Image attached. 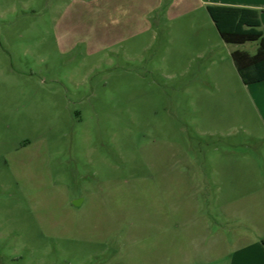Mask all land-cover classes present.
<instances>
[{"label":"rangeland","instance_id":"1","mask_svg":"<svg viewBox=\"0 0 264 264\" xmlns=\"http://www.w3.org/2000/svg\"><path fill=\"white\" fill-rule=\"evenodd\" d=\"M58 5L0 0V264H160L165 258L166 249L147 241L130 247L115 235L105 244L65 236L54 186L81 200L105 180L147 175L181 218L180 229L190 232L207 217L214 229H235L225 220V184L235 187L233 202L264 204V92L229 70L221 43L205 48L215 27L206 9L183 16L200 28L182 29L181 38L172 23L118 55L115 48L63 50L53 26ZM212 58L208 75L203 65ZM19 151L27 161L21 173L12 161ZM26 181L38 195L34 201ZM119 192L117 203L126 208L132 197ZM138 192L150 197L146 189Z\"/></svg>","mask_w":264,"mask_h":264},{"label":"crops","instance_id":"2","mask_svg":"<svg viewBox=\"0 0 264 264\" xmlns=\"http://www.w3.org/2000/svg\"><path fill=\"white\" fill-rule=\"evenodd\" d=\"M53 1L60 4L55 11L57 15L53 19V26L58 45L63 50L82 46L88 53H93L115 48L113 52L119 55L122 47V52L125 54L126 46L128 47L136 39L144 35H149L150 40L156 39L157 30H168L172 23L178 37L181 38L185 34L181 33L182 29L200 28L199 24L192 20L183 23L181 21L183 16L193 14L200 8L207 11L209 4L258 9L259 28L262 30L264 39V0ZM215 28L216 26L213 32L211 31L213 41L209 42L208 37L210 44H207L205 48L210 50L214 40L221 43L225 50L224 58L229 60L227 64L229 70L232 66L237 71L231 56L232 51L241 49L254 53L259 40L227 43ZM197 35L200 36V34ZM216 35H218L217 40ZM201 52L200 50L196 52V58L201 57ZM214 65V58L203 65L208 75L213 73ZM211 85L215 86V82ZM245 85L256 87L257 92H264V80ZM35 152L40 153V147L37 146ZM12 161L16 162L20 173L27 166L21 151L13 154ZM252 169L258 171L257 167ZM263 171L264 167L261 169V172ZM122 183L124 186L120 187ZM25 184L31 187L28 182ZM229 184H225L224 189V215L227 222L234 221L235 229H214L212 219L207 217L204 219L202 229L192 232L180 229L183 225L181 218L174 215L161 189L153 182V178L147 175L123 182L105 180L99 184L96 191L93 190L88 195L82 196L81 200H75L76 195H70L61 186H52L54 190L57 188L56 190L61 193L62 198L57 206L64 211L61 215L63 214L67 228L65 236L102 241L105 244L109 237L115 235V242L127 244L130 247L146 241L158 244L167 251L165 258H161L160 264H264V204L254 198H251L250 204H248L249 200L244 198L233 202L232 190L235 187ZM254 186L253 188L256 189L257 186ZM31 188L32 200L35 197L38 198ZM120 189H124L132 197L131 203L126 208L124 203H121V206L119 202L117 203ZM143 189L148 191L149 198H138V191ZM233 204L238 206L233 207ZM52 205L55 211L56 205ZM138 205L142 206L141 212ZM143 206H145L144 213ZM126 222L129 226L120 230ZM243 222L248 223L251 229L242 228ZM76 227L79 228V233ZM186 242L192 248V256L187 253Z\"/></svg>","mask_w":264,"mask_h":264},{"label":"trees","instance_id":"3","mask_svg":"<svg viewBox=\"0 0 264 264\" xmlns=\"http://www.w3.org/2000/svg\"><path fill=\"white\" fill-rule=\"evenodd\" d=\"M207 11L221 38L227 43L259 40L254 53L235 49L231 56L245 84L264 80V39L259 10L253 7L209 4Z\"/></svg>","mask_w":264,"mask_h":264}]
</instances>
